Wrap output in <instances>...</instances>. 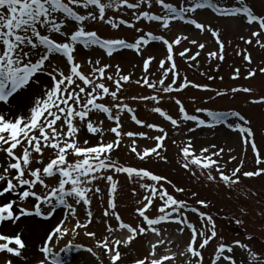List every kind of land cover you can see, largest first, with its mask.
<instances>
[{"label":"snow or ice","instance_id":"6c2138e0","mask_svg":"<svg viewBox=\"0 0 264 264\" xmlns=\"http://www.w3.org/2000/svg\"><path fill=\"white\" fill-rule=\"evenodd\" d=\"M154 6H158L159 13L151 11ZM121 9L132 10L135 22L106 15L109 10L119 13ZM201 10H210L217 18L241 21L250 29L255 28L250 31V38L241 36L240 39L251 45L255 38L256 45L264 48V14H256L247 0H237L235 6H221L219 0H183L179 6L166 0H0V197L6 198L11 194L17 198L0 202V224L8 221L18 226L21 218L40 217L28 225L33 232L43 231V243L39 248L42 258L38 264H66L60 253L82 247L69 242L59 252L53 251V246L70 231L76 235L77 229H87L93 223V200L105 191L99 186L101 182L107 196L100 223L107 234L97 238L96 232L85 231L84 235L95 240V248L103 250L109 264H120L123 259L121 247H129L138 237L148 233L161 237L162 230L171 224L176 225L178 233L186 237L184 251L179 253L182 264H205L203 251L213 241H216V246L210 264H237L234 258L236 249L247 253V264H264V253L253 251L240 239L228 242L219 235L215 218L201 211L208 209L210 202L199 199V192L192 191L190 198L179 199L176 194H186L187 190L172 179L147 168L121 164L112 158V153L124 146L138 161L156 158L169 163L163 155L169 132L161 124L140 119L137 107L128 102L132 101L158 115L172 129L183 125L188 133L195 134L198 130L222 125L235 133L243 145L250 146L256 170L243 171L244 160H240L230 173H226L220 164L224 147L213 143L210 147H202L197 154L194 141L189 138L179 148L181 159L177 162L197 181L201 177L210 183L219 180L226 188L232 189L242 182L241 175L244 178L264 175V158L255 142L250 121L244 115L235 110L195 108L194 113L204 114L202 118L189 114L184 103L177 98L189 87L214 92L215 95L209 97L212 101L228 94L206 84L192 82L187 76L181 77L176 64L175 48L187 42L198 50L193 54L191 47H184L178 55L189 66L196 63L199 67L198 58L207 47L206 42H200L199 36L205 33L210 34L214 45L218 46V50L207 52L209 67L213 61L225 59L221 33L211 23L196 18ZM144 21L155 23L162 34L138 27V23ZM89 22H102L113 30L125 26L136 35L131 42L125 38L101 37L96 30L89 29ZM174 24L196 32L197 36L190 38L182 33L170 37L168 34ZM152 42H158L164 53L158 61L155 78L151 66L157 60L156 54H149L146 58L144 55ZM78 48L88 52L99 50L101 55H89L83 63H78ZM122 50H129L141 58V63L135 65L141 68L138 79L133 80L131 73L123 74L120 63L111 62L116 55L123 54ZM237 55H241L249 65L252 63L246 50ZM53 60L58 63L53 64ZM84 64L89 68L87 73L82 70ZM259 71L264 73V67ZM200 75L206 73L201 72ZM255 75L256 71L249 70L244 79ZM240 77L241 69L237 67L231 78L236 80ZM207 78L214 79L211 75ZM129 84L148 89L150 94L124 96L125 85ZM239 92L251 93L252 89H231L233 95ZM165 100L178 107V118L160 107ZM250 103L262 104L264 97ZM229 117L234 119L229 120ZM106 121L111 122V126L105 127ZM125 123L144 130H125ZM125 139L129 141L127 145H124ZM138 139L154 146L139 150ZM236 160V156H231L225 163ZM194 168L199 170V175ZM213 170L218 177L213 175ZM121 174L138 186L133 189V195L143 193L135 208L139 221L135 225L126 223L117 211L119 180L114 175ZM48 179L54 183L49 184L46 182ZM37 187L43 191L38 193L35 191ZM29 198L35 202L33 210L19 207L17 214V202ZM42 206L46 207V212L42 211ZM58 210L63 213L62 219L52 227L51 221ZM81 210L86 223L79 218ZM240 211L246 214L244 208ZM192 215L197 217L195 222L190 219ZM112 219L115 226L110 222ZM69 221H75L71 230L64 226ZM234 222L238 226L244 223L239 218ZM125 232L126 238H117V233ZM245 239L252 241L254 237L247 235ZM0 241H3L0 252L15 257H20L21 250L26 247L19 234H0ZM164 243L160 239L158 243L151 244L148 255L137 258L134 264L175 261V254L158 255L157 249ZM11 244L15 247L9 246ZM85 250L100 261L92 247ZM4 264H12V261L7 260ZM241 264L245 261L242 260Z\"/></svg>","mask_w":264,"mask_h":264},{"label":"rangeland","instance_id":"374dc122","mask_svg":"<svg viewBox=\"0 0 264 264\" xmlns=\"http://www.w3.org/2000/svg\"><path fill=\"white\" fill-rule=\"evenodd\" d=\"M134 2V0H130ZM166 2H171L179 6L183 0H166ZM249 5L254 9L256 14H264V0H247ZM221 6H235L237 0H219ZM143 10H147L146 6H142ZM154 13H159L160 9L158 6H154L151 9ZM129 15L127 18L130 19V10L121 9L119 13H114L109 10L107 16H125ZM196 18L202 22L211 23L214 29H217L221 33V39L225 44V59L223 61H213L211 67H209L208 61L206 59L207 52L209 50H218V46L214 45L213 39L210 34L205 33L199 36L200 42H206L207 47L198 58L199 67L196 63L189 66V63L185 62L179 56L176 57L178 69L181 77L187 76V78L198 84H206L210 88L225 91L228 94L217 98L215 101L209 100L210 96L215 95L214 92H207L200 89H194L189 87L187 90L179 93L177 98H179L185 105L186 109L190 113H194L197 107H206L215 111H239L246 119L250 121V127L254 132V139L258 145L259 151L262 158H264V103L253 104L250 103L253 99H259L264 97V73L259 71L260 68L264 67V48L256 45L255 38H253V43L247 45L243 40L240 39L243 36L245 39L250 38V31L256 30L255 28H249L243 22L235 20H229L224 18H217L214 16L210 10H201L196 14ZM145 23H140L141 28L144 31H153L157 35L162 34L161 30L155 23L144 21ZM239 22V23H238ZM236 23V24H234ZM88 27L90 30H96L98 35L101 37L110 38H125L129 41L133 40L134 33L133 30H113L108 25L102 22H89ZM124 30V31H120ZM185 33L190 38H195L197 33L189 30L188 28H182L179 24H174L171 32L168 34L170 37ZM151 45H158V47L151 48ZM147 51H145V58L147 55L155 53L157 60L153 62L151 66V71L153 73V78H155V73L158 67L159 59L163 58V51L160 48L158 42H152ZM184 47H191L192 53L194 54L198 49L191 46L187 42H182L180 46L175 48V52H180ZM250 54L252 63L249 65L247 62L243 61L241 55L237 53ZM125 50H122V52ZM128 53V54H127ZM91 55L93 57H98L101 55L99 50L94 52L85 51L82 48H78V53L76 56L78 63H83L84 60ZM105 62H108L105 60ZM111 62L113 64L120 63L123 68V74H132V79H138L141 76V68L135 67L137 63H141V58L136 56L131 51L127 50L125 54L116 55ZM58 63V61L53 60V64ZM241 69V77L239 79L233 80L231 77L234 74L235 68ZM85 73L89 71V68L84 64L83 69ZM249 70L256 71V75L251 79H244ZM114 71V68H113ZM204 72L206 75L201 76L200 73ZM211 75L214 79L209 80L207 77ZM223 77V79H221ZM233 87H248L252 89L251 93L239 92L236 94L231 93ZM150 94V90L140 88L135 84L125 85L124 96H132ZM207 101V103H205ZM131 106L137 107V115L140 119L146 120L147 122H155L164 126L169 132V138L165 142L166 151L163 153L169 161V163H164L156 158H152L145 162L138 161L134 158L127 147L122 146L118 151L112 153V158L114 160H119L121 164L131 165L135 167H143L150 169L151 171L167 176L172 179L174 183L178 186L185 187L186 194H176L179 199L190 198L192 191L199 192V199H206L210 202V207L208 209H203L211 214L216 221L217 230L220 236L226 238L228 242L235 239H240L244 243H248L253 251L257 253H264V175L253 178H244L241 175V183L238 186H234L232 189L226 188L222 182L217 181V183H210L204 177H201L199 181L195 178L190 177L186 174L184 170L180 167L177 162L181 159L179 155V148L187 142L189 138L194 141V148L199 154V150L202 147H210L211 144L215 143L218 147H224L225 152L223 154V159L220 160V164L225 167L226 173H230L233 168H235L240 160H244L243 171L256 170L254 166L253 154L251 152L250 146H245L241 141H238L235 133H232L230 129L226 126L217 125L213 129L198 130L195 134L188 133L187 127L183 126L179 129H172L170 125L164 123L160 117L156 114L148 112L143 105L137 106L134 102L128 101ZM151 106V105H149ZM160 107L168 111L170 115L174 118H178V107L174 103L162 102ZM198 116L203 118V113H197ZM234 118L229 117V120ZM111 126V122L105 123V127ZM125 130H144L139 129L137 126L131 123H125ZM150 134H155L151 133ZM83 135V134H82ZM173 140L176 141L173 144ZM129 141L125 139L124 145H127ZM139 145V150H142L145 146H154L148 141L137 140ZM231 149V151H229ZM48 153L46 152L45 155ZM231 156H236L237 160L232 163H225L230 159ZM197 171L198 169H193ZM213 175L218 174L213 170ZM117 179V178H116ZM119 188L117 193V211L121 215L122 219L126 223L135 225L139 221L137 220L135 214V208L137 206V201L142 198L143 193L140 195H133V189L138 188L137 185L130 183L125 175L118 177ZM46 182L53 184L52 179H48ZM101 188H105V185L101 182L99 185ZM38 193H41L43 189L37 187L35 189ZM171 192L172 189L169 188ZM106 194L105 191L101 197H97L93 200L92 211L94 220L93 223L87 229H77V234L72 235L71 231L69 235L66 236L59 244L54 246L53 251L59 252V249L65 247L71 242L73 245H80V248H70L67 252L60 253L61 258L66 261V264H109V259L102 249L95 248V240L84 235L85 231H92L97 233V238H102L103 235L107 234L105 227L100 223L102 213L101 210L106 207ZM10 199H17L14 195L9 194L6 198L0 197V202L6 203ZM34 201L29 198V200L24 202H17L16 211L18 214V208L24 207L26 209L32 210V205ZM190 203L194 201L190 200ZM244 208L246 214L241 213L240 209ZM42 211L46 212L45 206H42ZM150 215L152 212L149 213ZM63 213L58 210L56 217L51 221L52 227L62 219ZM80 220L86 223L85 217L81 210ZM242 219L244 221L243 225H236L235 219ZM190 219L195 222L197 217L192 215ZM40 220V218H21V221L17 224L5 221V224L0 225V234L15 236L17 234L21 235L22 241L25 243V249L21 250L22 255L20 257L12 256L6 252H0V263L4 264L5 261L11 260L12 264H38V261L42 258L39 248L42 246V236L43 231L30 233L28 231V225L35 223V221ZM115 226V220L110 221ZM75 221L66 222L65 227L70 230L74 227L71 226ZM177 226L174 224L168 225L166 230H162V236L156 237V240L163 239L165 243L158 247V255H165L164 253H170L171 255H176L175 261H167L165 264H182V259L179 253L184 251L185 248V236H182L176 230ZM50 230V229H49ZM29 232V233H28ZM117 238H125V233H117ZM127 235V234H126ZM251 235L254 237L252 241H247L245 237ZM150 236L148 233L146 236L138 237L129 247H121V252L123 254V259L120 264H134L137 258H143L148 255L150 248ZM158 241H156L158 243ZM3 243V241H0ZM15 247L14 244L9 245ZM216 246V241L210 243V245L203 251L205 259V264H210L211 256L213 255L214 247ZM35 248V253L33 252ZM92 247L94 251L100 256V261L96 260L91 253L87 252L85 249ZM237 264H241V261H245L247 264V253L241 249L235 250V257ZM85 261H88L85 263Z\"/></svg>","mask_w":264,"mask_h":264},{"label":"bare ground","instance_id":"6f19581e","mask_svg":"<svg viewBox=\"0 0 264 264\" xmlns=\"http://www.w3.org/2000/svg\"><path fill=\"white\" fill-rule=\"evenodd\" d=\"M235 22H237V21L235 20ZM238 23H239V22H238ZM234 24H236V23H234ZM236 25H237V24H236ZM155 47H158V45H151V48H155ZM125 53H126V51H125ZM125 53H124V51H123V54H125ZM127 54H128V53H127ZM37 221H38V220H37ZM5 224H9V223H3L2 226L5 225ZM71 226H73V225H71ZM28 231H29L30 233H33V231L30 230L29 227H28ZM29 232H28V233H29ZM152 238H153V240H151L150 243H151V244H154V243L156 242V238H155V239H154V237H152ZM54 246H56V245H54ZM32 249H34L33 252L35 253V252H36V251H35V248L32 247ZM87 262H88V261H85V263H87ZM0 264H1V263H0Z\"/></svg>","mask_w":264,"mask_h":264}]
</instances>
